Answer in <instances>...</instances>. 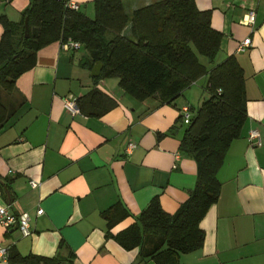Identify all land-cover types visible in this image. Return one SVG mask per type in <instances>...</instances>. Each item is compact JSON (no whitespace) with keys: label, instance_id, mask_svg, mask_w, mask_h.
<instances>
[{"label":"crops","instance_id":"obj_1","mask_svg":"<svg viewBox=\"0 0 264 264\" xmlns=\"http://www.w3.org/2000/svg\"><path fill=\"white\" fill-rule=\"evenodd\" d=\"M74 1L93 16L92 0ZM154 1L122 3L130 18L133 10ZM28 3L0 0V16L17 22ZM195 5L209 12L211 27L221 33L213 63L199 60L210 69L235 57L243 70L246 119L216 172L221 186L200 221L202 245L180 253L179 264H264V0H195ZM249 9L255 12L252 25L243 19ZM129 30L130 22L122 34ZM246 37L251 45L238 50ZM83 55L82 47L65 49L53 41L37 50L33 67L10 91L0 93L7 111L0 127V175L11 197L8 204L0 190V205L30 217L28 235L0 224V245L71 264H157L139 262L138 249H124L114 235L136 222L152 197L172 213L193 188L196 163L179 145L182 108L193 114L203 99L199 81L170 102L155 95L139 100L119 86L117 77L94 81ZM93 89L103 94L96 104L105 108L102 114L64 108V97L85 98ZM251 131L260 144L249 141ZM129 143L134 146L128 148ZM30 181L38 185L31 187ZM117 202L128 214L109 227L103 212Z\"/></svg>","mask_w":264,"mask_h":264},{"label":"trees","instance_id":"obj_2","mask_svg":"<svg viewBox=\"0 0 264 264\" xmlns=\"http://www.w3.org/2000/svg\"><path fill=\"white\" fill-rule=\"evenodd\" d=\"M66 1L29 0L17 22L0 16V93L10 91L16 78L33 67L37 50L53 41L79 42L84 65L92 68L94 62L102 63L94 81L117 77L119 86L139 100L155 95L162 102H170L206 77L204 91L208 96L185 124L179 145L196 163V181L188 197L172 213L162 209L157 196L152 197L137 221L114 235L124 249H138L139 262L150 259L157 264H179L180 253L202 245L200 221L217 201L221 186L216 172L246 119L243 70L234 56L210 69L199 60L202 55L213 63L221 33L211 27L209 12L198 9L195 0H157L136 8L130 18L122 0H92V17L79 8L67 7ZM129 22L128 34H122ZM102 96L93 89L85 98H77V106L87 114L100 115L105 108H96V104ZM6 118L7 111L0 102V127ZM5 185L0 175L1 191ZM103 214L110 227L128 213L117 202ZM6 261L71 264V260L57 256L21 255L12 246Z\"/></svg>","mask_w":264,"mask_h":264},{"label":"built area","instance_id":"obj_3","mask_svg":"<svg viewBox=\"0 0 264 264\" xmlns=\"http://www.w3.org/2000/svg\"><path fill=\"white\" fill-rule=\"evenodd\" d=\"M66 6L71 9H78L79 5L74 0H67L65 2ZM244 21L252 25L255 21V12L253 9H249L246 11L243 17ZM62 47L65 49H78L81 47L80 43L73 40H67L65 42L61 43ZM251 45V40L249 37L244 38L240 44L238 45V50H245L247 47ZM63 106L65 109H67L72 114L77 113L79 111V108L77 106V98L73 96H66L63 98ZM192 113L189 109V107H183L181 111V121L184 124H188L191 121ZM249 141H252L253 139H256V143L260 144V141L258 140V134L255 131H251L249 133ZM134 144L129 143L128 148H132ZM31 187H36L38 185L35 181H30ZM42 208L37 209L36 213L41 214ZM29 215L26 212L21 213L19 216H16L12 212H10L8 206L6 205H0V224L6 228L15 226L18 228L20 233L22 235H28L29 234ZM10 246L7 245H0V259L6 260L8 251Z\"/></svg>","mask_w":264,"mask_h":264},{"label":"water","instance_id":"obj_4","mask_svg":"<svg viewBox=\"0 0 264 264\" xmlns=\"http://www.w3.org/2000/svg\"><path fill=\"white\" fill-rule=\"evenodd\" d=\"M24 31H25V36L27 37L28 31H29L27 18H25V20H24ZM101 68H102V63L100 61L94 62L93 66L91 68V71H90V75L91 76L99 75ZM4 190H5V194H6V202L9 204L11 201V197H10L9 191L6 188V186H4Z\"/></svg>","mask_w":264,"mask_h":264},{"label":"rangeland","instance_id":"obj_5","mask_svg":"<svg viewBox=\"0 0 264 264\" xmlns=\"http://www.w3.org/2000/svg\"><path fill=\"white\" fill-rule=\"evenodd\" d=\"M83 4H84V3H83ZM83 4H82V5H83ZM91 7H92V11H93V3H92V2L90 3V8H91ZM80 10L83 11V12H86V13H87V11H88V10H87V7H86V6L84 7V5H83V7H82V6L80 7ZM91 13H92V12H91ZM199 59H200L201 61L205 62V63H206V62L208 63V60H207L205 57H203V56H200V55H199ZM205 80H206V78H204V77L199 78V79H198L199 82L196 84V85L200 88V91H201L200 95H202L201 97H203V98H204V97L206 98V97L208 96L207 92L204 91V89H202V88H203V85H204V83H205ZM184 127H186V125H184L183 128H184Z\"/></svg>","mask_w":264,"mask_h":264}]
</instances>
